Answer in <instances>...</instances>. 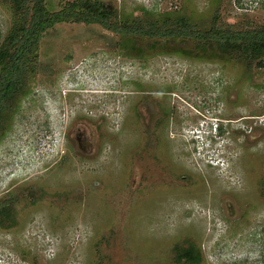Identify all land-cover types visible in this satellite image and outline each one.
I'll return each instance as SVG.
<instances>
[{
    "label": "rangeland",
    "instance_id": "obj_1",
    "mask_svg": "<svg viewBox=\"0 0 264 264\" xmlns=\"http://www.w3.org/2000/svg\"><path fill=\"white\" fill-rule=\"evenodd\" d=\"M100 1L117 22L264 25V0ZM14 18L0 0V45ZM120 44L97 24L44 34L0 139V264H188L189 243L197 264H264V60Z\"/></svg>",
    "mask_w": 264,
    "mask_h": 264
},
{
    "label": "trees",
    "instance_id": "obj_2",
    "mask_svg": "<svg viewBox=\"0 0 264 264\" xmlns=\"http://www.w3.org/2000/svg\"><path fill=\"white\" fill-rule=\"evenodd\" d=\"M10 4L14 20L0 45V139L6 133L19 102L29 91L37 73L40 43L45 33L59 23L97 24L120 35L125 51L142 56L149 51L170 48L187 56L237 61L250 68L264 60V25L236 27L222 24L216 11L207 28L196 27L187 17L133 18L114 21V10L100 0H58V10L49 11L46 0H4ZM13 200H0V227L14 224ZM177 260L197 264L200 253L192 243L176 253Z\"/></svg>",
    "mask_w": 264,
    "mask_h": 264
},
{
    "label": "clouds",
    "instance_id": "obj_3",
    "mask_svg": "<svg viewBox=\"0 0 264 264\" xmlns=\"http://www.w3.org/2000/svg\"><path fill=\"white\" fill-rule=\"evenodd\" d=\"M208 132L205 133V135H207V138L212 139L215 138L216 136H218L217 130L215 128H212V126L210 125L209 128L207 129ZM211 130V131H210ZM204 133V132H203ZM216 142V141H215ZM214 142V143H215Z\"/></svg>",
    "mask_w": 264,
    "mask_h": 264
}]
</instances>
